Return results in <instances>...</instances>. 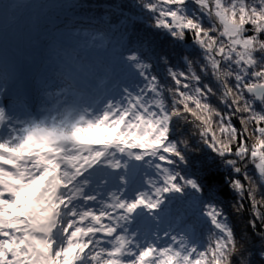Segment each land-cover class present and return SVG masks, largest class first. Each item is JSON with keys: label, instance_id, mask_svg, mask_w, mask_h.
Wrapping results in <instances>:
<instances>
[{"label": "snow or ice", "instance_id": "6c2138e0", "mask_svg": "<svg viewBox=\"0 0 264 264\" xmlns=\"http://www.w3.org/2000/svg\"><path fill=\"white\" fill-rule=\"evenodd\" d=\"M136 6L171 50L123 35L102 98L58 70L38 115L0 104V264H252L210 193L226 184L237 212L248 200L264 240V0ZM85 35V49L103 39ZM59 54L92 71L77 48ZM203 149L227 177L190 170Z\"/></svg>", "mask_w": 264, "mask_h": 264}, {"label": "trees", "instance_id": "16d2710c", "mask_svg": "<svg viewBox=\"0 0 264 264\" xmlns=\"http://www.w3.org/2000/svg\"><path fill=\"white\" fill-rule=\"evenodd\" d=\"M4 1L6 2L7 0ZM34 1L36 4L28 9H24L22 13H19V9H14L13 7L7 6V4L3 5V0H0L1 9L9 7L12 15H17L19 13L16 19L3 25L4 28H2V30L4 31L0 33V53H5L6 51L4 48L8 47L10 52L20 57L21 46H27V55L40 53L43 54L42 57L49 58L50 63L48 67L50 69H56L61 63L64 64L65 67H68L69 65H73L69 61H66L59 53L62 51L70 52L75 46L73 43L66 44L58 40L56 38L58 34L67 29L79 30L80 32L77 33L86 30L91 34H102L108 46L105 48H98L97 50H93L92 47L83 48L80 54L83 57L82 63L90 65L92 68V71H89L86 67L83 72L89 74L92 78V83L95 87L99 88L98 90L104 92L103 95L112 88L111 83H114L113 81L116 80V77L107 73L106 69L110 66L111 59H108V56H112L111 50L114 46V42L118 41L121 36L127 35L131 36L133 39L140 38L147 40L151 47L155 48L157 51L161 49L171 50L173 47V42L167 40L162 33L158 34L155 29L146 26L145 22L139 24L134 20L138 16L135 9L136 0L132 1L134 4L132 7L128 5L125 9H117V3L113 0H109L110 3H108V0ZM124 13L127 14L123 16ZM106 14L111 20L106 17ZM1 16L2 13L0 12V17ZM149 22H151L150 19ZM33 30L35 33L32 32ZM112 31L114 32L111 33ZM78 36H80V34ZM75 37H77V35H75ZM187 50H191L190 45ZM177 51L180 50L178 49ZM10 56L12 55L10 54ZM56 59L58 60L56 61ZM153 62L155 63V61ZM173 63H175L178 68L180 67L178 59H174ZM157 71L161 74L164 73L162 67L157 68ZM106 74L109 77H106ZM191 155L197 157L193 161L194 167L190 169L191 171L202 169L205 164L212 165L215 171L216 165H219V172L224 177H227V170L219 159H214V154H209V150L203 149L201 152H196ZM210 194L213 195L225 209L229 218V223L234 228L238 240L244 243L250 252L249 258L252 264H264V260L260 257V252L264 249V240H261L260 236L255 234L253 229L249 226V221L252 219V210L248 200L243 201L244 208L237 212L236 206L238 197L226 184H213ZM262 211H264V209H262ZM175 215L176 212L174 209L173 215L166 218L165 221L161 223V229L168 228L169 224L175 227ZM152 226L154 227V225Z\"/></svg>", "mask_w": 264, "mask_h": 264}, {"label": "rangeland", "instance_id": "374dc122", "mask_svg": "<svg viewBox=\"0 0 264 264\" xmlns=\"http://www.w3.org/2000/svg\"><path fill=\"white\" fill-rule=\"evenodd\" d=\"M17 1L18 0H7L6 2L5 1H3L2 3H3V5H6L7 4V6H10V7H16V8H20L19 6H23V5H26V3H27V7L30 5V3L31 2H25L24 0H20V1H22L20 4H18L17 3ZM113 1H115L117 4H116V6H117V9H119V8H122V9H125L126 8V6H128V5H130L131 7H132V5H134L133 3H132V1L133 0H113ZM1 3V4H2ZM108 3H110V1L108 0ZM3 5H1V6H3ZM136 11H137V13H138V16H137V18L136 19H134L137 23H142V22H145V25L146 26H148V27H150V24H151V22H149V19H148V14L147 13H145V12H143V10L142 9H140L139 7H137L136 6ZM118 13H121V12H118ZM125 14H127V13H124L123 14V16L125 15ZM7 15H12L10 12H8L7 13ZM16 17V15H14L13 16V18H15ZM106 17L109 19V20H111L108 16H107V14H106ZM116 18H119V17H116ZM14 20V19H13ZM10 22H12V20H7V23H10ZM2 24H5L4 22H0V25H2ZM47 30V29H46ZM0 31H1V28H0ZM33 33H35L34 32V30L32 31ZM48 32V31H47ZM80 32V31H79ZM114 31H112L111 33H113ZM12 33V32H11ZM75 33H77V31L76 30H69V29H67V30H65V31H63L62 33H60V34H58L57 35V39L58 40H60V41H62V42H64V43H66V44H68V43H73L76 47L78 46V47H80L81 45H83L84 43H85V41L88 39V37L85 35L86 33L87 34H91V33H89L88 31H86V30H83L81 33H79L80 34V36H77V37H75ZM100 35H102V34H100ZM102 37H103V39L101 40V41H98L97 42V46H95V47H92V49L93 50H97L98 48H102V47H106V46H108V43H107V41H106V39H105V37L102 35ZM107 54V53H106ZM27 55V46H21V49H20V56H26ZM30 55H32V54H30ZM26 58V57H25ZM61 59V58H60ZM108 59H111V55H109L108 56ZM69 67H70V65H69ZM75 73H78V72H75ZM80 76V78H77L78 80L77 81H83L84 80V76L82 77L81 75H79ZM107 77H109V76H107ZM114 83H115V80L113 81ZM85 83V82H84ZM114 83H111V87L113 86V84ZM84 85V88H83V91H81V84L80 83H77L76 82V86H77V88L78 87H80V88H78L77 89V93L79 94V98H81L82 100H84V101H90V100H92L93 98H96L97 96H96V93L94 92V90H92L93 88H92V86H89V85H85V84H83ZM90 94H92V96L90 97ZM99 96V95H98ZM250 142H252V141H250ZM251 170V169H250ZM151 225V224H150ZM147 225H145V227H146Z\"/></svg>", "mask_w": 264, "mask_h": 264}, {"label": "bare ground", "instance_id": "6f19581e", "mask_svg": "<svg viewBox=\"0 0 264 264\" xmlns=\"http://www.w3.org/2000/svg\"><path fill=\"white\" fill-rule=\"evenodd\" d=\"M18 64H20V63H18ZM20 65H22V64H20ZM24 66V65H23ZM11 68H14V66H10ZM74 70H75V72H78V70L76 69V68H73ZM106 77H107V74H106ZM87 78H89V77H87ZM76 79H77V77H76ZM78 80V79H77ZM77 83H80L81 84V86H84L83 85V83H81L80 81H76ZM40 94H39V92L38 93H36L35 95H32V96H30L29 97V99H27V104H30V103H32L33 101H35L38 97H40L39 96ZM92 96V94H90V97ZM45 102V101H44ZM39 106V105H38ZM37 106V107H38ZM37 107H34L35 109H37ZM41 111V110H40ZM39 111V112H40ZM147 228H152L153 226L152 225H150V224H147V226H146Z\"/></svg>", "mask_w": 264, "mask_h": 264}]
</instances>
